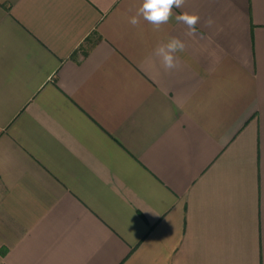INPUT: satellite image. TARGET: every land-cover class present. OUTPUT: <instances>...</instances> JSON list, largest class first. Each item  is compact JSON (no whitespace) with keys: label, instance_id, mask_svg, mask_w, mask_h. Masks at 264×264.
<instances>
[{"label":"crops","instance_id":"obj_1","mask_svg":"<svg viewBox=\"0 0 264 264\" xmlns=\"http://www.w3.org/2000/svg\"><path fill=\"white\" fill-rule=\"evenodd\" d=\"M141 4L0 0V264H264V0Z\"/></svg>","mask_w":264,"mask_h":264},{"label":"clouds","instance_id":"obj_2","mask_svg":"<svg viewBox=\"0 0 264 264\" xmlns=\"http://www.w3.org/2000/svg\"><path fill=\"white\" fill-rule=\"evenodd\" d=\"M186 0H142L141 6L137 9L135 15L129 18V23L136 27L140 19L151 24L154 30H160L161 26L169 23L173 18L179 24L186 26L185 35L195 37L197 35L196 25L200 22V16L195 13L182 12L174 14V9H182ZM208 26L213 21L209 19ZM185 43L178 38H170L167 43L159 45L154 50V56L159 60L161 67L165 72H171L179 68V60L176 53L185 50Z\"/></svg>","mask_w":264,"mask_h":264}]
</instances>
